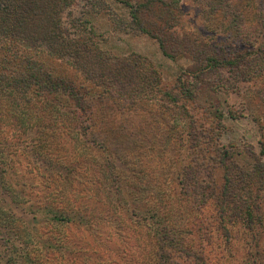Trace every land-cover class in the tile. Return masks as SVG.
I'll return each instance as SVG.
<instances>
[{"label":"rangeland","instance_id":"374dc122","mask_svg":"<svg viewBox=\"0 0 264 264\" xmlns=\"http://www.w3.org/2000/svg\"><path fill=\"white\" fill-rule=\"evenodd\" d=\"M126 1L78 0L63 17L72 31L69 39L78 40L93 31L102 50L118 56L135 54L143 63H150L155 70L153 82L157 78L160 85L139 87L140 92L129 88L134 95L128 91L125 96L110 89L115 97H104V106L95 102V133L87 141H73V117L64 115L63 137L47 148V156L60 167L64 165L57 176L53 175L56 167L49 175L43 163L15 153L11 98L6 89L11 65L4 66L0 172L6 173L0 180V195L5 199L7 188L11 198L24 191L25 196L17 199H29L25 207H40L37 218L26 216L37 234L28 235L23 226L18 228L30 259L40 264H158L161 226L142 219L138 214L147 213L136 208L140 205L144 211L156 210L160 217L165 216L172 236L190 247L181 254L177 244L169 257L173 262L264 264V188L254 190L258 204L252 217L233 215L234 204L221 214L218 194L225 169L217 155L218 150L228 152L245 169L253 164L252 153L264 160V0H224L231 9L239 10L232 15L239 18L236 23H231L227 9L211 10L221 0L211 6L209 0H174L178 8L163 17L172 31L187 36L194 48L218 60L206 68L202 66L206 62L189 52L166 57L153 38L129 32ZM16 44V49L25 48ZM39 53L47 57L48 64L58 61L73 71V60H68L73 52L59 57L50 56L45 49ZM224 61L232 64L223 66ZM72 111L68 103L64 112ZM98 136L107 152L96 149ZM111 161L120 172L119 197L112 196L118 184L105 178L112 171ZM10 177L21 186H14ZM189 180L197 186L196 195L186 192ZM51 202L72 220L47 221L41 207ZM78 206L82 217L78 214L73 221V209ZM12 208L21 214L20 209ZM4 213H0V224L6 225L9 216ZM47 239H53L55 247ZM167 243L162 245L175 244Z\"/></svg>","mask_w":264,"mask_h":264},{"label":"trees","instance_id":"16d2710c","mask_svg":"<svg viewBox=\"0 0 264 264\" xmlns=\"http://www.w3.org/2000/svg\"><path fill=\"white\" fill-rule=\"evenodd\" d=\"M77 2L78 0H0V78H3L5 64L11 65V76L6 82V89L8 98H11L9 112L13 122L12 135L15 142V153L25 155V158L29 156L41 165L43 163L42 166L49 170V175L56 167L57 170L53 172L55 176L59 175L58 171L63 169L64 165L60 167L61 164L57 160L54 161L50 156H47V148H53L56 141L63 137L60 130L63 127L64 115L73 117V136L75 137L73 141L79 142L82 138L87 141L86 137L95 133L93 116L95 102L97 105L103 104L104 106L106 104L104 97L107 95L115 97L110 89L122 91V95L125 96L128 91L132 92L130 89L140 92L139 87L160 85L157 78V82H153L155 70L150 63H143L142 58L135 54L118 56L110 51L102 50L98 42H95L97 35L93 31L89 30L78 40H70L72 31L66 26L63 17L66 12L71 13V9ZM209 2L210 5L215 0H209ZM228 3L221 0L218 5L217 3L213 6L210 5L211 10L216 7L215 12L227 9L231 14L228 17L231 19V23L239 22V18L232 17L235 15L236 7L231 9ZM125 4L130 8L131 19V25H128L129 29L127 30L135 35L141 33L153 38L166 57L174 58L189 52L195 58L201 59V62H206V65H202L203 68L210 66L211 62L217 64L216 58H211L210 55L198 51L187 36L179 35L172 31V27H169V23L163 16L178 8L179 5L174 0H128ZM236 11L239 10L236 9ZM128 31L126 32L129 33ZM5 40H9L10 45H6ZM16 43L22 44L21 47L25 48L16 49L14 47ZM43 49L52 57H59L58 55L67 51L73 52V56L69 57L71 59H68L73 60V71L63 67L58 61L54 65L48 64L45 61L47 57L39 53ZM64 57L62 56V58ZM198 62L200 63V61ZM226 64L232 63L224 61L223 66ZM205 70L200 69L199 71L204 72ZM139 78L141 81H138ZM134 92H132L133 95ZM68 103L73 107V111L70 113L64 112ZM64 135L66 134L64 133ZM95 139L96 142H99V144L96 143V149L107 152L104 143L100 141L101 138L98 136ZM85 145L83 149L86 148ZM221 151L218 150L217 155L225 173L223 185L218 194V211L223 214L227 206L234 204L233 215L243 219L252 217L253 210L258 204L254 190L259 187L264 188V160L252 153L253 164L250 169H245L231 155L229 156L228 152ZM76 163L78 162L76 161ZM109 165L112 171L105 178L118 184L117 188L113 189L112 196L119 197L122 188L119 183L118 165L115 161L109 162ZM77 170V167L73 169V174ZM3 173L6 172H0V180L4 178ZM9 180L14 186H21L19 181L14 182L11 177ZM187 184L189 189H186V192L196 195L198 193L197 186H192L190 180ZM8 195V188L5 199H2L0 195V202H2L0 213L6 212L4 214L9 216L6 225L0 224V260H3L4 264H40L33 258V260L30 259V253L26 251L28 249L27 242L18 233V228L23 226L24 233L37 234L38 230L34 229L33 221L27 219L26 216L30 214L32 218H37L40 207H36L34 204H28L25 207L30 202L29 199H17L20 195L25 196L24 191L20 194L17 193L14 198ZM12 207L20 209L21 214H17ZM41 208L42 213L49 218L47 221L53 222V224H57L58 221H63L65 218L72 220L69 213L57 209L52 205V202ZM136 208L140 212L147 213L138 214L142 219L149 218L161 226L162 234L157 237L158 264H183L173 262L172 259L169 260V257H173L172 252L177 244L181 254H186L190 247L187 244L184 247L181 241L172 236L171 227L164 223L166 217L163 215L160 217V212L156 210L152 213L144 211L140 205L139 207L136 205ZM79 209V206L77 209H73V221L76 220L75 217L78 214L82 217L81 209ZM51 240L47 239L53 248L55 243H53V239ZM166 241L175 244L169 247L170 244L167 243L168 245L165 247L162 244ZM193 252L198 253V251ZM193 256L198 255L194 254ZM192 260V263L187 264H198L194 259Z\"/></svg>","mask_w":264,"mask_h":264}]
</instances>
